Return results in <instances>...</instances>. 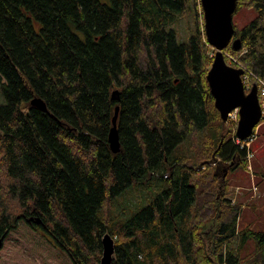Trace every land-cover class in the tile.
<instances>
[{
	"label": "trees",
	"instance_id": "1",
	"mask_svg": "<svg viewBox=\"0 0 264 264\" xmlns=\"http://www.w3.org/2000/svg\"><path fill=\"white\" fill-rule=\"evenodd\" d=\"M243 7L223 51L264 78V0ZM208 49L200 0H0V264H98L104 233L112 264H264V230L239 228L229 197L246 148L214 106ZM19 223L64 261L25 240L3 252Z\"/></svg>",
	"mask_w": 264,
	"mask_h": 264
},
{
	"label": "water",
	"instance_id": "2",
	"mask_svg": "<svg viewBox=\"0 0 264 264\" xmlns=\"http://www.w3.org/2000/svg\"><path fill=\"white\" fill-rule=\"evenodd\" d=\"M237 0H200L203 12V29L207 44L215 49L211 66L207 72L206 80L214 98V106L219 111L222 122L227 114L237 108L239 119L235 135L239 140H245L261 121V107L257 95L256 84L249 91H245L242 82L244 70L226 63L223 50L229 44L237 50L240 47V38L234 36L233 13ZM112 99L118 100V91L113 90ZM32 105L47 111L44 102L37 97L30 100ZM118 106L115 107L112 117V126L108 132V143L112 152L120 149L116 119ZM226 174V173H225ZM224 174V175H225ZM36 217L35 222L40 223ZM2 238L0 237V246ZM102 252L99 264H112L114 253V239L109 233L101 238Z\"/></svg>",
	"mask_w": 264,
	"mask_h": 264
},
{
	"label": "rangeland",
	"instance_id": "3",
	"mask_svg": "<svg viewBox=\"0 0 264 264\" xmlns=\"http://www.w3.org/2000/svg\"><path fill=\"white\" fill-rule=\"evenodd\" d=\"M192 5L194 8V11L192 13L186 15L185 17L179 18L178 22L175 24V28L177 30L176 37L180 41L186 40L187 37L189 36V33H190V31L188 30L189 27L194 28L195 6H194V3ZM254 16H255V11L253 9H249V7H243L241 9L236 10L233 13V24H235V26H237V28L239 29L245 23L250 21ZM199 27H201V23H199ZM235 37L236 36L234 34L233 38H235ZM223 53H224V56H226V58H225L226 63L233 66V67L236 66L235 63L229 62L227 55H231L235 59H237L238 57L232 55L229 52L224 51ZM208 55L209 56L214 55L213 50L208 49ZM245 74H244L243 78L245 77ZM262 79L264 80V78H262ZM1 81H4V80L1 79L0 82ZM249 82H250V86L252 83H254L252 78L249 79ZM245 90L246 91L248 90V88L246 86H245ZM3 101H4V98H3V94L1 91V85H0V104L3 103ZM263 121H264V119H263ZM224 124H225L226 129H228V128L230 129V128L234 127V124L228 120H225ZM257 127L254 129L255 130V138L257 137L256 141H254L255 138H253V140L250 142V145H249V150L251 151V153L253 155L251 160L249 161L251 164V168H252L251 172L246 169L245 164L239 165V166L235 167L234 169H230L229 172H228L227 168L225 169L226 173L228 172L227 178L229 179L232 187H235L237 185H244L246 187L245 190L247 191L246 196L248 199V200H246V199L244 200L246 202L256 201L259 199V198H254L255 194H254V190L252 188V185H254V181H255V184H257V186H258L257 182H259L258 181L259 179H254V176L251 177V174L254 175L253 165L254 166L257 165V159H258V155H257V153H255V147L257 145V140L259 138L260 131L257 133ZM235 142H236V140H235ZM224 165L226 167L225 163H224ZM259 184H260V189L262 190L264 188L263 181L259 182ZM241 189L242 188L240 187V189L238 191H236V187H235V192L242 194L243 192L241 191ZM142 193L144 194V201L142 202V204H145L147 201V198L149 197V191L144 190ZM139 197H142V195H140ZM241 209H242V207H241ZM254 211H257V209ZM254 211H253L252 205L250 203L246 204V207H244L240 211V218L238 219L239 228H242L243 226L247 225L250 228H253L255 230L264 229V219L260 215H257L256 212H254ZM19 225H20V223H19ZM20 226H22V227L18 228L17 232L13 231L9 234V236L7 238V243L3 249V252H5V251L9 252L11 249H14L15 248V241L25 240L24 243L29 244V245H37L38 248L44 249L45 251L50 252L54 257H56L57 260L62 261V262L64 261L65 256L62 255L58 249H56L52 245H50V243H48L44 238H42V236L40 234L35 232V233H33V236L29 235L28 233H30V232L27 231L28 229L22 224ZM214 227H215V223H214V221H212L208 224L207 229L213 230ZM252 250H253V241L248 240L243 245V247L241 248L240 254H241V256H247L251 253Z\"/></svg>",
	"mask_w": 264,
	"mask_h": 264
},
{
	"label": "crops",
	"instance_id": "4",
	"mask_svg": "<svg viewBox=\"0 0 264 264\" xmlns=\"http://www.w3.org/2000/svg\"><path fill=\"white\" fill-rule=\"evenodd\" d=\"M259 131H260V135H259V138L257 140V145L255 147V153H257V155H258L257 165H255V166L253 165L254 179H259L258 180L259 182L263 181V183H264V121L258 125L257 133ZM256 138L254 139V141H256ZM259 182H257L258 186H257V184L254 183V187H256L254 189V194H255L254 198H259L258 200L251 201V202L250 201H248V202L244 201L245 199L248 200L247 196H246L247 191L245 190L246 187L244 185L235 186L236 191H238L240 189V187L242 188L241 189V191L243 192L242 194L236 193L235 187L231 186V192L229 194V197L233 201L240 203L242 209L244 207H246V204L250 203L252 205L253 211L257 209V211H254V212H256L257 215H260L264 219V188L262 190L260 189ZM258 230H264V229H258Z\"/></svg>",
	"mask_w": 264,
	"mask_h": 264
},
{
	"label": "built area",
	"instance_id": "5",
	"mask_svg": "<svg viewBox=\"0 0 264 264\" xmlns=\"http://www.w3.org/2000/svg\"><path fill=\"white\" fill-rule=\"evenodd\" d=\"M228 57V60L229 62H233L235 63V67H239V68H242L244 69L245 71V77L243 78V83L244 85L249 88L250 86V82H249V79L252 78L253 82L257 85V88H258V96H259V103H260V106H261V117L264 119V80L257 74L251 72L250 70L246 69V67L237 59H235L233 56L231 55H227ZM244 76V75H243ZM228 121H230L231 123L234 124V127L231 128L232 131L234 132L236 130V126H237V122H238V111L237 109H234L232 111H230L228 114H227V119ZM253 138H255V134L251 135L249 138H248V142H245V147L248 148V144L251 140H253ZM236 140V143H238V139H235ZM241 147H244V144H240ZM251 158V153L248 151L247 154H246V159L249 161ZM248 169H250V164H248ZM256 187L253 186V190L255 189Z\"/></svg>",
	"mask_w": 264,
	"mask_h": 264
}]
</instances>
